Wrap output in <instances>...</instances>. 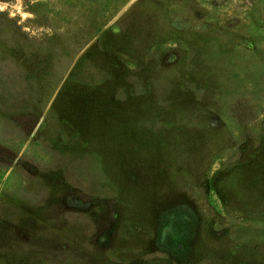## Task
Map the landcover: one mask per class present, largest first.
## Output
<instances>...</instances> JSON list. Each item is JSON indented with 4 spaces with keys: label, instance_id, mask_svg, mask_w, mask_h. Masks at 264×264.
I'll list each match as a JSON object with an SVG mask.
<instances>
[{
    "label": "rangeland",
    "instance_id": "rangeland-1",
    "mask_svg": "<svg viewBox=\"0 0 264 264\" xmlns=\"http://www.w3.org/2000/svg\"><path fill=\"white\" fill-rule=\"evenodd\" d=\"M0 264H264V0H0Z\"/></svg>",
    "mask_w": 264,
    "mask_h": 264
}]
</instances>
